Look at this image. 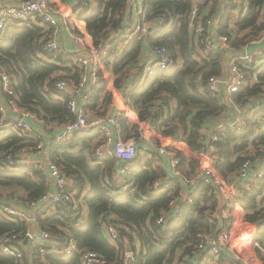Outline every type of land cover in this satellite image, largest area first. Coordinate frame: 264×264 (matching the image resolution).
<instances>
[{
  "label": "trees",
  "instance_id": "obj_1",
  "mask_svg": "<svg viewBox=\"0 0 264 264\" xmlns=\"http://www.w3.org/2000/svg\"><path fill=\"white\" fill-rule=\"evenodd\" d=\"M96 1L98 9L85 17L84 21L93 44L98 47L121 28V21L116 17L121 14L126 1ZM244 2L247 12L240 15L236 28L232 29L230 22L237 7L235 0H205V9H208L206 19L221 16L218 35L226 37L228 44L236 49L244 47L264 32V0ZM146 4V19L149 21L170 14L172 23L165 25L157 35L148 37V41L152 49L164 47L169 52L172 67L167 72H158L146 79L139 88L145 69L144 62H140L144 44L134 39L114 61L109 57L106 59L108 69L115 78V88L123 92L126 106L137 113L140 121L151 120L162 138L183 141L193 151H198L207 147L202 139L206 122L216 119L227 110L224 97L216 96L208 89L209 79L222 75L224 50H210L204 53L205 57L199 56L197 60L188 28L191 0H146ZM235 31L247 35L239 37ZM50 32L51 29L35 26L31 21L21 26L17 23L10 26L5 37L0 39V65L12 76L18 97L16 103L20 108L30 111L48 126H66L76 119L69 109L71 97L66 92H57L55 85L62 79H68V76L63 78L59 75L63 72H74L72 80L78 85L80 71L64 55H60L57 62L66 65L67 69L56 63H47L42 58L48 55L44 46ZM121 42L118 40L114 43L111 54L116 52ZM202 49L205 51L204 44ZM134 67H138V71L133 75L134 78L129 79L128 70ZM245 73V84L232 99L239 105L260 106V111L248 117L242 129L222 128L216 132L219 140L212 143L217 149L218 172L228 184L234 182L241 165L249 159L250 151L264 146V70L258 74L257 83L252 82V70H245ZM127 80L130 81L129 85H126ZM94 90L87 112L97 118H105L113 95L107 90L104 80ZM103 98L102 108L99 109ZM159 103L164 108L156 110ZM117 120L121 138L134 139L137 143V157L127 163L119 162L110 154L103 158L95 156L97 148L107 140L101 131L82 132L70 142L57 144L53 139L45 142L40 134L23 135L12 129L5 130L0 138V163L5 164L8 156L23 149L36 148L45 143L49 148L50 162L75 179L77 186L74 190L78 194L75 199L82 198L88 209L83 222L82 207L74 210L73 205H55L52 201L40 207L36 213L37 228L48 232L51 239L32 244L29 250L23 246V264H44L40 249L53 246L63 249L69 235L76 240L77 252L68 256L47 255L45 260L48 264H80V252L87 250L98 253L108 264H124L126 239L134 254L133 264H173L177 258L184 257H189L188 261L193 264L191 260L196 257L199 236L216 232L224 226L220 225V219L216 217L220 202L211 185L201 184L195 190L191 203L181 201L182 193L186 190L182 182L192 177L197 164L181 152L182 182L173 179L169 182L168 191L153 193V185L167 176L166 169L154 159L144 160L141 157L140 151L147 150V147L140 138L139 126L132 124L124 115L118 116ZM154 141L159 143L158 139ZM124 167H128L127 172L119 176ZM17 168L0 170L1 190L19 189L25 194V202L30 204L48 194L49 187L40 170L24 165ZM173 200L181 202V214L168 223L166 230L157 221ZM238 202L245 213V221L261 225L264 222V179L245 190ZM54 207L56 212L44 217ZM106 217H115L116 221L121 220L133 228L137 240L122 232L117 245L111 244L103 232ZM29 231L30 227L25 221L0 216V237L16 234L24 238ZM263 235L264 226L256 239L260 240ZM136 242L141 245L139 250L135 246ZM261 248L264 250V242ZM257 255L264 262L261 250L257 249ZM0 264L22 263L14 257L0 255Z\"/></svg>",
  "mask_w": 264,
  "mask_h": 264
},
{
  "label": "built area",
  "instance_id": "obj_2",
  "mask_svg": "<svg viewBox=\"0 0 264 264\" xmlns=\"http://www.w3.org/2000/svg\"><path fill=\"white\" fill-rule=\"evenodd\" d=\"M21 4V7H2L0 9V39L4 38L10 26L16 23L21 26L26 22L40 21L43 27L51 29L48 40L44 46V51L48 54L45 57L52 62L58 60L60 55H64L71 60L80 71V81L76 88L80 87L84 92L79 96L72 98L69 104V109L75 115L76 119L73 123L64 126L62 132L54 136V142L63 144L72 141L77 134L82 132H90L93 129L101 131L107 139L101 144L95 153L98 158L105 157L106 154L114 156L119 162H130L137 157V143L134 139L123 140L120 134L118 117L112 119H97L93 118L87 112V106L90 104L94 89L101 81H106V74H110L106 59L113 57L115 54L114 43L118 40L130 43L134 39L141 42L147 41L148 37L157 35L161 32L165 25L171 24L172 19H169L170 14L167 13L154 19L160 24V30L157 33L149 31L147 23L154 20H147L148 7L146 0H125V7L121 14L116 17L121 21V28L116 33L111 34L110 38L103 41L100 46L96 47L91 40L88 32H82L70 24L71 17L65 9V0H16ZM240 14L247 12L246 3L244 0H235ZM205 0H191V9L188 16V28L191 34V43L195 47L196 52L200 50L202 53L214 51L217 49L225 50L229 46L228 39L218 35V25L216 29V37L211 35L214 19L207 20V10L205 9ZM74 13H79L77 19L85 23L84 18L90 16L93 12L88 8V0H78V7L73 10ZM77 11V12H76ZM73 13V14H74ZM168 16V17H167ZM86 24V23H85ZM62 31L71 34L73 42L76 45L74 51L69 55L61 50L60 35ZM204 40V41H202ZM203 44L205 51L202 49ZM154 61L150 64H144L143 72L144 82L158 72H167L172 67V59L169 52L164 47H156L152 49ZM141 64V63H140ZM138 71V67H134ZM254 72L252 82L258 81V74L264 70V48L257 51L255 54L241 53L233 60L230 71L229 81L225 82L222 76L211 77L208 82V89L216 96H223L224 99L233 98V95L238 93L245 84V70ZM0 82L5 93L6 104L16 112L21 113V120L8 118L5 116L6 107L0 102V136L5 133V130L12 129L15 132L23 135H30L31 128L25 119H33L34 115L22 109L16 103L18 97L13 86L11 74L0 65ZM107 82V81H106ZM71 86V80L62 79L55 85V90L59 93L66 92ZM164 108L162 104L156 105V110ZM242 112V111H241ZM249 117V116H248ZM245 113H238L235 120L230 123L229 128L232 130L242 129L246 125ZM140 138L147 147V151L156 159H167L170 164L171 175L166 183L162 180L156 182L151 190L159 192L161 190L168 191L170 189V181L183 180V174L180 170L179 151L183 147L190 148L183 141H172L173 145L162 143L159 135H155L156 128L153 122H142L139 119ZM142 124L146 126H142ZM148 126V127H147ZM218 128L210 136L211 147H203L198 151H193L191 148L192 159L196 161L195 170L192 177L184 183L186 187V197L182 200L191 203L192 196L195 190L201 184H209L214 188V194L220 202L219 213L216 215L220 219V225H224L220 230L209 234L200 235L199 244L196 247V254L193 264H249L248 257L254 255L253 261H258L257 249L261 250L264 255V250L261 248V243L264 242V235L257 240L256 237L261 230L262 224H251L245 221V215L242 207L239 204V199L242 197L245 190L259 183L264 179V146L257 147L253 153H250L249 159L243 162L235 181L226 183L218 172V157L217 149L212 144L217 142L219 137L216 132ZM116 139V141H115ZM154 139H158L156 143ZM48 154L49 151L44 143H41L36 148L23 149L15 155L8 156L5 164L0 163V170H18L24 162L25 157H38ZM43 174L50 176L56 181V191L52 194H46L37 202L33 203L34 207H42L52 201L55 205H73L74 210L81 208L78 200L75 199L77 191L74 190L77 183L74 178L64 173L58 166L50 162L47 167H41ZM128 167L121 169L119 176L126 173ZM44 175V176H45ZM242 181L247 183L246 189H240L237 182ZM2 191V190H1ZM239 213V214H238ZM181 214V202L173 200L166 212L158 219L157 224L167 230V225L171 220L177 219ZM239 215V216H238ZM0 216L12 220L13 218L26 219V215L11 209L7 206L0 205ZM117 222V223H114ZM103 232L108 241L117 245L121 239V233L131 235L137 240V235L134 234L133 228L128 226L121 220L116 221L115 217H106L103 221ZM27 238L31 239V243H39L51 239L48 232L31 233L28 232L24 238L21 235L6 234L0 237V255L11 256L16 258L23 264L24 253L22 251L23 243ZM77 252L76 240L69 235L67 244L63 249L56 246L42 247L40 256L44 264H48L45 257L50 254L54 255H71ZM226 256L228 260H224ZM193 259V258H191ZM189 257L177 258L173 264H190ZM260 264H264L260 260ZM135 262L133 252L125 253L124 264H133ZM80 264H108L98 253L93 251L80 252Z\"/></svg>",
  "mask_w": 264,
  "mask_h": 264
},
{
  "label": "crops",
  "instance_id": "obj_3",
  "mask_svg": "<svg viewBox=\"0 0 264 264\" xmlns=\"http://www.w3.org/2000/svg\"><path fill=\"white\" fill-rule=\"evenodd\" d=\"M10 6L21 7V4L19 2H17L16 0H0V9L2 7H10ZM77 7H78V0H65V9L69 12V15L71 17V20H69L70 24L73 25V27H75L76 29L81 30L82 32H87L86 24L82 23L81 21H79L77 19V17L79 16V13L75 14L74 13L75 11H73ZM98 7H99V4L96 0H88V8L91 9L92 12H94L96 9H98ZM246 10H247V8H246ZM240 15L241 14L238 10V7H236L235 11L231 15L230 26L232 29L236 28V22H237L238 18L240 17ZM213 19H214V22H213V27L211 28V35L213 36V38H215L217 25L220 21H222V17L218 15L217 17H215ZM33 24L35 26L43 27L42 24L40 23V21H35ZM44 28H46L48 30V27H44ZM147 28L149 31L157 33L160 30V24L158 21L154 20V21L147 23ZM235 32L239 37H244L245 35H247V33L243 34L240 32L237 33V31H235ZM59 40H60L61 50L65 51L66 55H69L76 48V45L73 42V38H72L71 34H69L66 31H62ZM142 43L144 44V50L142 52L140 62H144V64H150L154 61V56L152 54V47L150 46L148 39H147V41L145 40V42H142ZM128 44L129 43H126V42L119 43L117 48H116V52L114 54V57L110 58L111 61H114L113 59H115L116 56H119L120 54H122L126 50V48L128 47ZM263 48H264V32L259 37L251 39V41L247 42V44L244 47H240V49H236V48L232 47L231 45L226 47L224 52H223V72L221 75L222 79L225 82L229 81L231 67L233 64V60L236 56L240 55L241 53L255 54L257 51H260ZM197 55H198L197 60L199 59V56L205 57V54L202 53L200 50H197ZM42 58L45 61H47V63H51V64L56 63L58 65H61L64 69L68 68L66 65L60 64L59 61L58 62L57 61L52 62L49 59H47L45 56H42ZM58 59H59V57H58ZM68 62H71V60L68 59ZM131 69H133L132 72L129 71ZM131 69L128 70L129 73H128L127 77L129 79L134 78L133 75H135L137 73L134 68H131ZM66 75H68V79L71 80V86L68 88L66 93L71 97V99L75 98V97H79L84 92V90H81L80 87L76 88V86H75L76 84L72 80V78H73L72 75H74V72L69 73V74L66 73ZM106 76H107V80H106L107 81L106 82L107 83V90L112 93L113 102L109 106V110H108L105 118H97L91 112L89 113V115L92 116L93 118L95 117L97 119H105V120L124 115L130 120V122L132 124L141 125V123H139V118H138L137 113L126 106L122 90H118L117 88H115L114 76L111 74V72H110V74H106ZM253 83H257V81H253ZM129 84H130V81L127 80L126 85H129ZM143 84H144V82H141L139 84V88H141ZM94 92H95V90H94ZM103 101H104V98L101 100L100 105L98 106L99 109L102 108L101 106L103 105V103H102ZM224 101L226 102L227 110L221 116L217 117L216 119L206 122V125L202 131V139L207 144L206 146L209 147V149L211 147V143L209 141L211 134L214 131H216L218 128H221V127L223 129L229 128L230 123H232L235 120L236 115L238 113L244 112L245 116L251 117L254 114H256L258 111H260V106L257 107L255 104H253V105L246 104L243 106V105H239V104L235 103L234 100L231 98L226 99ZM0 102H1V104H3L7 108L5 113H4L6 117L21 120V116H22L21 113L14 111L13 109H11L6 104L5 93L2 89L1 82H0ZM172 104L175 106L174 101H172ZM25 121H27L30 125V128H31L30 134L31 135H33V133L34 134H40L43 137L45 142H50L52 139L54 140V136H56L57 134L62 132V130L64 128V126H55V125L48 126L47 124H45V122L43 120L37 118L35 115H34L33 119H31V120L25 119ZM142 126H146V125L142 124ZM93 131L97 132L98 130L93 129ZM155 135L157 136L158 134L156 133ZM2 136L3 135H1L0 138H2ZM160 139H161L162 143H166V144H170V145L174 144V142L172 141L171 138L160 137ZM115 141H116V139H115ZM181 147L183 149L179 152L184 154L188 159H192V157H191L192 153L190 151L191 149L189 148L190 149L189 150L187 147H183L182 145H181ZM46 148H47V150L49 149L48 147H46ZM250 152L253 153L254 149L251 150ZM162 162L163 163L159 164V166L164 165V168L166 169L167 176L164 179H162L163 183H166L168 181V179L170 178V175H171L170 164H169V161L167 159H164ZM49 163H50V157L48 154H46L44 156H38V157H33V158L27 157V159L21 165H24L27 167H34L35 169L40 170L41 167H47V165ZM45 180L47 181V185L49 187L48 193L49 194L54 193L56 191V185H55L54 179L51 178L50 176L45 175ZM233 181H235V178L233 179ZM235 183H236V181H235ZM236 185L239 186L238 188H240L241 190L247 188L246 182L239 181V182H237ZM14 191H19L22 194L21 197H17V199H16V195L12 194ZM6 192H8L10 195L6 199L1 200L0 205L7 206L11 209L18 211L19 213L25 214L26 219L23 221H25L27 223L28 227H30L29 232L35 233V234L43 232V231L39 230V228H37V221H36V213L38 212V209L40 207H34L32 204L25 202V199H26L24 197L25 194L20 190H13V191L8 190ZM186 195L187 194H186V190H185L182 193L181 201L186 197ZM78 202L82 207V220L84 222V220L86 219L87 214H88V209L84 205V203L82 202V198L79 199ZM55 209H56L55 207L52 208V210L48 211L44 217H48L49 215L55 213L56 212ZM68 235H69V233H68ZM32 244L33 243L30 242L29 246H26L23 243V246H25L26 250H29V247ZM23 246H22V251H23ZM135 246L138 250L141 248V245L139 242H136ZM23 253H24V251H23ZM223 259L228 260V258L226 256H223Z\"/></svg>",
  "mask_w": 264,
  "mask_h": 264
},
{
  "label": "rangeland",
  "instance_id": "obj_4",
  "mask_svg": "<svg viewBox=\"0 0 264 264\" xmlns=\"http://www.w3.org/2000/svg\"><path fill=\"white\" fill-rule=\"evenodd\" d=\"M133 71V69H131L130 70V72H132ZM61 77H67L68 75H66V72H63V74L62 73H60L59 74ZM132 76V75H131ZM140 153H141V157L144 159V160H155V162L159 165V164H161V163H163L162 161V158H155L153 155H151L147 150H141L140 151ZM250 153V152H249ZM28 158H30V157H28ZM27 159V157H25L24 158V161ZM55 185H56V181H55ZM19 190V189H18ZM12 194H14V195H16V199H17V197H21V193L19 192V191H14ZM10 194L8 193V192H4L3 190L1 191V188H0V201L1 200H4V199H6L8 196H9ZM239 214V213H238ZM244 215H245V213H244ZM239 216V215H238ZM258 256V255H257ZM264 256V255H263ZM254 257V255H251V257H248V259H250L249 260V264H260V261H259V259L261 260V258H259V256L257 257L258 258V261L257 262H255V261H253L252 260V258Z\"/></svg>",
  "mask_w": 264,
  "mask_h": 264
},
{
  "label": "water",
  "instance_id": "obj_5",
  "mask_svg": "<svg viewBox=\"0 0 264 264\" xmlns=\"http://www.w3.org/2000/svg\"><path fill=\"white\" fill-rule=\"evenodd\" d=\"M30 242H31V239H30V238H27V239L25 240L24 244H25L26 246H29ZM126 243H127V251H128V252H132L131 244H130V242H129L127 239H126Z\"/></svg>",
  "mask_w": 264,
  "mask_h": 264
}]
</instances>
